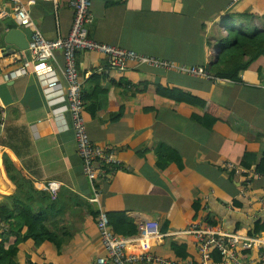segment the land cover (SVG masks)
I'll return each mask as SVG.
<instances>
[{
  "label": "crops",
  "instance_id": "crops-1",
  "mask_svg": "<svg viewBox=\"0 0 264 264\" xmlns=\"http://www.w3.org/2000/svg\"><path fill=\"white\" fill-rule=\"evenodd\" d=\"M22 1L46 38L68 34L73 17L70 0H57L56 6L51 0ZM91 1L93 17L87 24L91 38L179 64L207 67L217 58L218 39L226 35L225 16L264 14V0H239L230 7L231 0ZM5 2L0 0V6ZM232 20L236 28H248L242 20ZM252 24L262 27L257 18ZM13 27L22 29L28 40L30 35V28L19 27L12 16L0 17V209L14 215L23 206L30 208L65 238L60 248L50 241L20 242L21 264L27 260L96 264L95 258L104 256L105 250L96 228L97 207L89 201L91 186L62 98L66 86L62 51L55 50L49 60L60 83L56 88L47 89L33 71L6 78L29 55L28 50L4 41ZM13 52L19 58H13ZM260 54L241 73L242 82H234L133 62L118 72L98 52L77 53L82 97L100 105L93 115L84 111L89 137L112 148L120 166L97 178L100 201L116 234L135 235L141 221L156 220L163 236L153 253L198 260L195 238L177 233L191 221L212 220L226 231L248 234L257 220H264V175L253 165L246 168L240 163L244 153L258 156L264 148V50L256 56ZM159 86L189 91L205 104L175 102L158 94ZM195 115L202 121H195ZM162 144L179 153L183 168L174 162L157 166V148ZM228 164L233 168L228 169ZM50 182L54 190L48 188ZM15 240L11 233L4 247ZM174 243L183 250L175 251ZM240 253L241 259L258 262L256 248ZM212 264L234 263L219 259Z\"/></svg>",
  "mask_w": 264,
  "mask_h": 264
},
{
  "label": "built area",
  "instance_id": "built-area-1",
  "mask_svg": "<svg viewBox=\"0 0 264 264\" xmlns=\"http://www.w3.org/2000/svg\"><path fill=\"white\" fill-rule=\"evenodd\" d=\"M51 1L56 6L57 0ZM238 1L231 0L229 7ZM31 2L33 0L28 3ZM6 5H9V8H6ZM69 6L73 11L70 30L65 37L58 36L54 39L46 38L41 33L31 17L27 4L22 0H6L0 6L1 18L12 16L19 27L30 28L28 57L23 58V62L5 77H18L33 71L47 89L56 88L60 83L53 74L54 70L50 67L49 60L54 57L55 50L62 51V75L66 82L62 98L65 99V108L70 113L76 149L82 161V171L91 186L92 194L89 201L97 207L96 228L105 250L104 256L95 258L96 264H212L211 252L213 250L218 251L220 260H230L234 264H253L250 263L253 261L241 259L240 253L241 249L252 248H256L259 252L256 264H264V231L248 234L226 231L206 220L195 219L188 227L177 233L189 234L195 238L198 260L194 258L174 260L153 253L152 248L163 236L156 220L141 221L135 235L120 236L113 231L108 212L100 201L101 190L97 185V178L100 174L109 175L112 168L120 166L112 148L102 147L92 142L89 137L82 100L83 82L76 67L77 53L79 51L98 52L107 58L109 67L118 72L126 70L127 64L133 62L193 77L209 80L218 78L212 76L207 65L179 64L173 60L146 55L133 49L95 40L88 35L87 30V24L93 17L92 1L70 0ZM12 54L13 58H19V53L13 52ZM261 86L264 87V80ZM227 168H233L232 164H228ZM48 188L54 190V182H50ZM8 229V222L0 217V233Z\"/></svg>",
  "mask_w": 264,
  "mask_h": 264
},
{
  "label": "trees",
  "instance_id": "trees-1",
  "mask_svg": "<svg viewBox=\"0 0 264 264\" xmlns=\"http://www.w3.org/2000/svg\"><path fill=\"white\" fill-rule=\"evenodd\" d=\"M233 18H238L245 24H249L248 28H236L232 23ZM255 18L261 20V28L252 24ZM224 21L229 22L225 27L226 35L218 39L217 46L219 51L217 53V58L208 66V69L214 78L242 82L241 73L246 70L254 60L262 56V54L256 55L264 50V14L257 16L250 12H234L225 16ZM260 72L261 70L259 69V73ZM156 91L158 94L165 98L172 99L175 102H185L199 106H204L205 104L203 99L189 91L179 88H164L159 86ZM82 99L84 101V111L86 110L92 115L100 107L98 104L95 105L92 102H87L84 97H82ZM193 119L197 122L202 121L201 118L196 115L193 116ZM157 150H159V152L156 153V164L159 168H165L167 164L171 162H174L179 168H183L181 157L173 148L162 144ZM240 163L246 168H251L253 165V170L255 172L264 175V148L261 149L258 156L250 152L244 153ZM230 173H232V171ZM95 213H97V210ZM0 217L9 224L8 231L0 234V264H21L18 257V244L27 239H32L36 245L40 244L41 241H50L54 243L57 248H60L65 242V238L61 234L51 231L43 223L41 217L35 216L32 210L25 206L20 208L14 215L8 212V209L2 208L0 209ZM209 222L214 223L212 220ZM262 231H264V220L259 219L255 222L252 233H260ZM11 233L16 235V240L5 248L4 241ZM172 247L175 251L178 248L183 250L181 245H176L175 243ZM180 256L185 257V253L181 252ZM211 256L213 261H218L220 259L217 250H213ZM24 264L39 263L27 260Z\"/></svg>",
  "mask_w": 264,
  "mask_h": 264
},
{
  "label": "water",
  "instance_id": "water-1",
  "mask_svg": "<svg viewBox=\"0 0 264 264\" xmlns=\"http://www.w3.org/2000/svg\"><path fill=\"white\" fill-rule=\"evenodd\" d=\"M4 41L8 44H12L20 50H27L29 41L22 29L13 27L6 31L4 35Z\"/></svg>",
  "mask_w": 264,
  "mask_h": 264
}]
</instances>
